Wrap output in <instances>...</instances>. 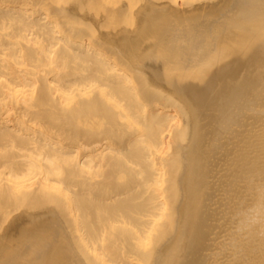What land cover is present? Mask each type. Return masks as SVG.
Returning a JSON list of instances; mask_svg holds the SVG:
<instances>
[{"label": "bare ground", "instance_id": "obj_1", "mask_svg": "<svg viewBox=\"0 0 264 264\" xmlns=\"http://www.w3.org/2000/svg\"><path fill=\"white\" fill-rule=\"evenodd\" d=\"M168 1L0 0V264H264V0Z\"/></svg>", "mask_w": 264, "mask_h": 264}, {"label": "rangeland", "instance_id": "obj_2", "mask_svg": "<svg viewBox=\"0 0 264 264\" xmlns=\"http://www.w3.org/2000/svg\"><path fill=\"white\" fill-rule=\"evenodd\" d=\"M127 2H128V4H129V6H128V8H127V12H126V14H124L123 16H120V14H118V13H115V12H113L112 10H107L106 9V7H108V5H113L114 7H117L118 8V6H119V4H121V2H122V0H96V5H93V8H89V9H91V11H92V13L93 14H95V15H99V14H101V13H104V14H106L107 15V22L105 23V26H103L104 27V30H109V29H111V33H113V31H115V29H117L118 30V28H120L121 29V27L123 28H125V29H127V28H129L128 30H130V29H132V27L133 28H135V26H134V16H133V14H132V10L134 9V8H136V5L138 4V3H141V1L142 0H126ZM167 1V0H166ZM169 1H171L172 2V0H169ZM168 1V2H169ZM85 8H88V7H85ZM107 12H106V11ZM155 18V17H154ZM171 21V20H170ZM169 21V22H170ZM173 21V20H172ZM152 23V22H151ZM150 22H149V24H151ZM175 23H178V22H175ZM174 23V24H175ZM148 24V28H145V31L147 32V29L149 30L147 33L149 34V32H150V27L152 28V25L150 26ZM169 24H171V25H173V23H169ZM174 26V25H173ZM114 29V30H113ZM109 32V31H108ZM147 33H146V35H147ZM144 34V33H143ZM145 35V34H144ZM143 35V36H144ZM136 40V39H135ZM138 40V39H137ZM130 41V40H129ZM133 42V40L131 39V43ZM129 45V44H128ZM147 51H149L150 52V49H148ZM143 52H145V51H143ZM142 52V53H143ZM136 53V52H135ZM134 53V54H135ZM138 53H140V52H138ZM138 53L137 54H135V55H138ZM141 53V54H142ZM140 54V55H141ZM143 54H148V52L147 53H143ZM131 55H133V54H131ZM144 56V55H143ZM148 56V55H147ZM140 57V59H142L141 57L142 56H139ZM144 58V57H143ZM250 113V112H249ZM249 115V114H248ZM248 118V117H247ZM245 120H247V119H245ZM248 121V120H247ZM250 122V120L248 121V123ZM248 123H247V127L245 128V130L246 129H248V128H250V125L248 126ZM245 124H246V121H245ZM244 126L242 127L243 129H244ZM239 130H242L241 129V127H240V129ZM77 137H79V136H81V134H78V135H76ZM61 137L62 138H66V137H69L70 139H72L73 137H75L74 136V134L72 133H70L69 135H66L65 133H62L61 134ZM82 138L83 137H85V136H81ZM235 140V139H234Z\"/></svg>", "mask_w": 264, "mask_h": 264}]
</instances>
